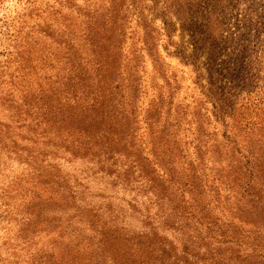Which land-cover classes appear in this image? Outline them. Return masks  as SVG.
Instances as JSON below:
<instances>
[{
	"label": "rangeland",
	"instance_id": "374dc122",
	"mask_svg": "<svg viewBox=\"0 0 264 264\" xmlns=\"http://www.w3.org/2000/svg\"><path fill=\"white\" fill-rule=\"evenodd\" d=\"M0 117L33 131L0 137V264H79L71 251L82 239V264H117L113 247L111 260L104 242L96 248L113 228L109 206L126 220V201L150 189L145 170L169 180L148 127L179 143L180 167L198 142L208 152L215 139L264 148L249 136L250 122L264 121V0H0ZM133 128L146 168L117 152ZM103 166L137 171L114 180ZM235 199L264 237V193Z\"/></svg>",
	"mask_w": 264,
	"mask_h": 264
},
{
	"label": "trees",
	"instance_id": "16d2710c",
	"mask_svg": "<svg viewBox=\"0 0 264 264\" xmlns=\"http://www.w3.org/2000/svg\"><path fill=\"white\" fill-rule=\"evenodd\" d=\"M34 123L39 125V122ZM0 124V137L5 136L9 130L5 127H18L19 135L28 138L33 133L30 130V122L27 121L13 122L6 117H0ZM248 124L246 123L245 127ZM21 129L25 130V134H20ZM249 129L253 130L249 136L257 138V141L263 139L261 141L264 147L263 118L250 122ZM146 130H148L146 131L148 139L153 136L150 149L154 152L155 158L152 156L151 159L159 161L165 177L169 180H164L159 173L145 170L150 189L146 190L144 186V191L138 193L141 196L140 200L126 201L127 206L123 211L126 220L114 215L113 211L117 208L109 206L112 214L108 222L113 228L96 237L99 256L100 253L102 254L104 242L105 258L111 260L113 247L114 254L111 257L116 263L118 261L117 264H264V237L260 234L262 226L257 221L241 216L244 214V208L234 206L238 203V199L235 198L252 201L255 195L264 193V181L253 180L264 173V148L246 146V150L242 151L237 148L239 143L236 139L228 144L217 142L218 140L215 139L212 142V148L215 149L208 152L201 146L206 142H198L194 145L195 151L188 159L187 166L180 167V164H185V155L179 156L183 151L179 143L173 142L171 145L170 138H164L161 132H159L160 137H154L149 127ZM133 131L134 128L127 131V134L122 133L126 148L118 147L117 152L124 156L128 166L130 162L137 164L141 161L145 163L146 168L150 165L147 159L150 162L151 160L140 154L141 151L137 150L139 147L133 148ZM38 133H45V130ZM59 134V130H55L53 139L56 137L63 142L68 140L67 136L60 137ZM245 136L242 134V137ZM79 138L85 137L78 135L77 139ZM87 139L89 140L88 137ZM230 140L231 138L228 142ZM114 153L115 151H110L105 158L112 160ZM98 160L99 163H103L101 158ZM175 160L176 165H174ZM111 164L114 165L113 162ZM103 167H96L98 173H114V180L121 169L122 172L128 171L130 176L137 171L133 166L128 169L120 166L121 169L117 172L109 170L106 166ZM178 168L179 174H177ZM141 169L144 170V167ZM198 179H200L199 183L194 182ZM79 183L81 188L78 193L85 188L82 180H79ZM155 186L156 192H153L151 189ZM47 188L54 187L48 184ZM47 188L43 190L49 192ZM88 191L93 193V189ZM96 195L102 194L96 192ZM106 196L111 203L109 196L112 194ZM134 219L138 220V226ZM89 249V243L82 239L81 243L75 244L71 258L78 256L76 262L82 264L91 255Z\"/></svg>",
	"mask_w": 264,
	"mask_h": 264
}]
</instances>
